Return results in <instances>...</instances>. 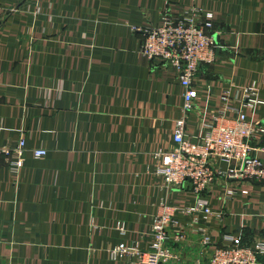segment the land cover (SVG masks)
Segmentation results:
<instances>
[{
  "label": "crops",
  "instance_id": "1",
  "mask_svg": "<svg viewBox=\"0 0 264 264\" xmlns=\"http://www.w3.org/2000/svg\"><path fill=\"white\" fill-rule=\"evenodd\" d=\"M194 10L213 16L217 59L199 68L184 116L174 70L139 49L163 15ZM252 84L264 102V0H0V148L25 144L17 173L15 157H0V264H131L134 255L110 252L147 250L160 203L175 210L165 264H209L203 237L264 244V181L217 179L196 196L156 174L177 121L196 142L219 97L230 92L238 110ZM246 115L262 121L264 107ZM227 188L247 195L229 200Z\"/></svg>",
  "mask_w": 264,
  "mask_h": 264
},
{
  "label": "built area",
  "instance_id": "2",
  "mask_svg": "<svg viewBox=\"0 0 264 264\" xmlns=\"http://www.w3.org/2000/svg\"><path fill=\"white\" fill-rule=\"evenodd\" d=\"M213 16L207 14L199 18L196 11L185 12L179 19L163 15L160 23L144 33V41L139 49L143 59L156 60L174 70L183 93L182 112L184 116L194 108L196 92L193 81L199 68L212 65L217 57L215 40L212 35ZM138 33L139 29L133 28ZM258 86L239 90L235 98L240 103L239 109L231 107L230 92H224L219 100L224 105L219 108L203 126L202 134L196 142L187 139L184 119L176 122L173 132L175 148L169 152H158L155 158L159 161L157 176L163 187L167 189L182 188L190 184L196 196L207 192L217 179L240 180L244 182L264 181V147L257 146L264 138V119L251 122L246 112L254 108L264 107V102L256 97ZM235 114V117L232 115ZM25 144L19 140L15 148H0V157H15L16 173L21 167ZM45 150H34L35 158L45 157ZM226 165L223 170L219 165ZM240 191L237 188L225 189V197L234 199ZM201 204L189 209L195 212ZM175 210L166 203H160L151 226L152 240L147 250H139L136 246H118L110 252L115 260L123 256H135L131 264H165L173 258L169 252L168 231L173 226ZM204 213L211 216V210L205 208ZM123 231V228L120 227ZM175 239L181 241L183 235L177 232ZM201 244L205 248L212 247L209 264H264V244L246 246L232 243L229 246L213 247L209 238L203 237Z\"/></svg>",
  "mask_w": 264,
  "mask_h": 264
}]
</instances>
